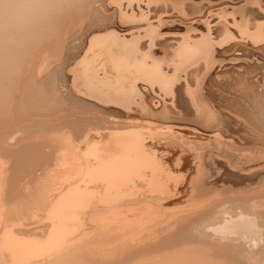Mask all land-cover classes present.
<instances>
[{
    "label": "bare ground",
    "instance_id": "1",
    "mask_svg": "<svg viewBox=\"0 0 264 264\" xmlns=\"http://www.w3.org/2000/svg\"><path fill=\"white\" fill-rule=\"evenodd\" d=\"M96 3L104 5L105 2L103 0H0V156L6 159V164L0 161V234L4 229L9 233L10 228L6 227L12 220L24 221L30 214L51 211L43 226L39 224L41 228L38 234L44 235L42 240L47 242L45 247H41L42 244L39 246L40 243L36 242L37 240L20 241L22 237L16 240L10 236L2 235L1 237L0 235L2 240L5 237L4 241H0V249L3 248L1 245L5 244V247L11 251L10 256L8 254L6 258L10 261L9 258L12 255L13 262L10 261L12 264H249L251 259L245 251L260 249L262 251L264 248V236H260L261 232L258 234V231L264 232V216L254 211L259 209L256 208L258 206L264 207L263 200L251 202L252 204L248 205L251 209H247L243 202L237 201L236 204L240 205V210L237 215H232L225 213V210L224 212L219 205L215 204V200L222 195L211 194L212 198L216 197L212 200L206 195L213 186L235 187L254 183L261 175H264V155L253 157L256 158L254 160L243 161L245 152L241 154L235 150L237 152L227 151L220 154L219 146L216 149L208 145L206 149L205 146L200 149L201 152H196L192 158L188 156L189 159L191 158L189 160L181 144L177 145L178 147H172V150H170L172 143H170V149L167 147L169 150L161 149L162 139L156 138V132L153 134L150 132L156 128L161 130L164 128L173 139L183 136L195 137L198 131L188 126H159V124L156 126L154 125L156 123L150 121L140 123L136 120L109 118L106 120L108 125L101 128L109 129V132L102 134L101 131L97 134L98 136H95L87 132V127L90 125L87 120L82 123H71L58 122L60 118H54L55 114L60 112L59 110L61 113L64 111L56 110L63 99L69 97L78 103L79 96H83L95 100L99 106L119 108L127 116L130 112L148 119H166L170 111L165 107L158 111L159 103H154L153 99L146 103L145 99L148 94L155 91L162 93L174 88L173 85L179 77L178 73L182 72L181 70L198 53L188 48H179L176 54L173 53L175 57L171 59L172 68L170 67L171 71L169 70L173 72L172 75L161 69L162 62L157 63L149 59L150 63L146 61L147 56L143 58L141 56L142 59L136 60L132 55L136 39L132 41L133 43L120 41L117 38L118 34L116 37L113 36V31H110L113 33L108 31L109 33L106 34L104 32V36L93 35L95 32L92 33V29H100L103 24L104 26L107 24L100 19V23H97L96 20L104 12H101L100 6L97 11L94 7ZM130 3H132L131 0ZM124 14L126 16V13ZM114 15L116 20L119 17L124 21L122 13L113 11L112 16ZM133 16L135 15L131 17ZM90 23L92 24L86 27V24ZM98 30L95 31L98 32ZM142 34L144 35L143 32ZM150 36L152 38V35ZM85 38L89 40V46L85 43L88 47L85 56L87 61L85 64L83 62L84 66L79 73H76L77 76L75 74L73 76L77 62L75 61V65L72 66L75 54H72L73 63L68 55L76 44L72 46L71 43L78 40L77 46L82 44L83 46L80 45V47L85 48V44L80 43ZM80 47L77 49L80 50ZM78 57H81L80 60L78 59L80 63L82 56L78 55ZM79 63L78 68L81 66ZM237 71L241 72L243 69ZM231 74L233 79L231 77L228 79L242 83L241 85L245 82L249 84L251 81L250 76L244 77L246 74H242L243 76ZM196 82L199 84L201 81ZM197 91L192 94L196 109L189 111L186 106H183L186 110H184L185 114L182 110L176 113L179 119L189 117L187 120L196 126L202 125L205 129L206 126L210 127V133H201L209 144L215 138L213 131L223 127V124L212 110L209 111L208 106L205 107L206 103L204 106L201 104L204 101L200 102L201 96ZM60 92L65 93L66 97ZM239 92L241 93V90ZM255 93H253L254 96ZM255 99L258 100L257 97ZM238 101L236 100V103ZM79 103L88 107L84 100ZM240 105L242 107V104ZM225 113L228 114V112ZM43 116L50 118L41 120ZM46 121L50 123H45ZM40 123H43L41 124L43 126H35ZM10 129L15 130L13 134H10ZM14 134L22 137V139L19 137L23 141L22 151L27 155L32 154L34 159H15L19 152L16 155L14 149L11 152L12 148L9 146L15 139ZM240 135L242 138V134ZM8 138L11 142L7 140ZM168 141L165 142H172ZM242 141L247 144L262 142L259 138L251 137ZM174 156H176L175 159ZM170 158L175 162H182L184 159L185 167L182 164V167L177 168L184 171V178L187 177L185 179L187 185L183 182L186 188L174 186V192L169 186L174 183L169 184L170 176L173 174L172 167H167L166 161L170 160L172 163ZM35 161L40 162V166H66L63 171L65 176L49 185L41 184L42 181L38 182L41 176L37 180L31 177L32 173L29 174L30 178L28 176V168L38 165ZM12 167L14 168L9 170ZM81 179L86 184L77 186ZM210 180L212 184L207 188ZM90 183L95 186L90 187ZM188 188H190V196L186 195ZM171 192L173 197L175 195L180 199L177 203H168L173 199V197L169 198L172 195ZM254 192L252 191L253 195ZM251 196L249 199L252 198ZM117 197L118 199L115 200ZM186 197L189 201L192 199V202L195 199L194 205L188 201L184 208L180 207L187 201ZM197 200L198 203H196ZM115 202L118 206L114 204ZM223 208L225 209L224 206ZM110 212L111 216H108ZM112 214L118 215L115 217ZM11 224H9L10 227L14 226ZM18 229L20 235L25 233V230L21 232ZM46 230L48 233L50 231L49 236L46 235ZM10 231L12 233L13 228ZM44 242L41 241V243ZM95 245L104 246V248L99 246L100 250H98ZM2 256L5 259V256ZM3 262L5 264L6 259Z\"/></svg>",
    "mask_w": 264,
    "mask_h": 264
},
{
    "label": "rangeland",
    "instance_id": "2",
    "mask_svg": "<svg viewBox=\"0 0 264 264\" xmlns=\"http://www.w3.org/2000/svg\"><path fill=\"white\" fill-rule=\"evenodd\" d=\"M131 1H132V3H130V0H118V1L117 0L116 1L115 0H112V1L107 0V2H106V0H103V2H105V3H103L104 5H102V4L100 5V3H96L94 5V7L97 9V11H99L98 8L100 6L101 12H104V14H105V15L100 14L101 18L99 16L98 20H96L97 23H100V21H99V19H100V20H102V22H104L105 24L107 23V24L105 25L106 26L105 27L104 24L102 23L103 25L102 24L101 25L103 27H100V29L98 28L99 30L97 28H94V29L91 28L93 30L91 32L92 33L95 32L93 35L100 34V35L104 36L103 35L104 32H105L104 34H106L108 31L109 32L113 31L115 33V31L117 30V32L115 34L113 32H110V33H113V36H115V37L118 34L117 38L120 41L124 40L126 42L129 41V42L133 43L132 41H134L136 39L135 43H134V45H135L134 48L136 50L134 49V51L132 53L134 58L136 60H139V59H142L143 57L147 56L146 61L147 60L149 61V59H150V61H155L157 63L162 62V63H160L161 69L163 71H165V73L166 72L168 73L171 71L170 70L171 62L175 57L174 54H176V52L178 51L179 48L180 49L188 48L190 50L192 49V51L194 50V51H196V53L198 51V53L194 56V58L190 62L191 65H189L190 64L189 63L187 66L184 67L188 71L185 70L186 71L185 72L184 68H183L181 70L182 72L178 73L179 77L177 75L178 79L175 81V83L173 85L174 88L170 89L167 92L162 91V93H164V94H162L161 91L160 92L155 91L156 94H155V92L148 94L147 99H145L146 103H148L150 101V99L151 100L153 99L154 103H159L158 111H161L164 107L168 111H170L169 115L167 117L168 119L167 118L166 119L164 118L162 120L161 119H159V120L158 119H156V120L148 119V118H144L143 116L136 115L134 113L131 114L130 112L128 113V116H127V114L123 113V110H119V108L108 107V106L105 107L102 105L99 106L98 104H96L97 102L95 100L89 99L88 97H83V96L80 97L79 96L81 101L84 100L87 103L88 107H86L84 105H81V103H79V102H81L80 99H79L78 103L77 102L75 103L69 97H66L65 93H61V92L60 93L62 95H65L66 99H63V101L61 103H59L56 110L63 109L64 111H62V113H61V110H59L60 112L56 113L58 115V117L55 114L54 118H60V119H58V122L63 121V122H71V123L72 122L82 123V122L87 120L90 122L89 123L90 125H88L89 127H87V132H89L90 134L92 133L91 135L95 134V136H98L97 134H99L101 131H102V134L109 132V129H106V130L101 129L102 126L108 125L106 120H109V118L110 119L111 118H116V119L121 118L124 120L129 119L131 121L136 120V121H139L140 123L143 121H150V122L156 123V124H154L156 126H157V124H159V126L160 125H163V126L164 125L165 126H168V125L169 126H172V125L188 126L190 128H194L198 131V134H196L195 137H189L188 138L186 136H183L182 138H174L173 139V138L169 137L168 131L164 128L162 129L163 131L161 130V128H156L154 130H151V131L149 130V131L152 134L156 132L155 133V136H157L156 138L164 140V142L161 140V142H162L161 145H163L161 149L165 148L164 150H166V149L169 150L170 149L169 146H171L170 143H172V145H173V146H171L170 150L175 148L177 145L179 146L181 144L182 145L181 147H183V149L185 150L184 154L187 153L186 158L188 156L192 158L194 155H196V152L197 153L201 152L200 149H203L204 146L206 149V147L208 145L209 146L212 145L213 147H216V149L219 146L221 149V150L219 149L220 154L225 153L227 151L237 152L235 150H238V152L241 154H244V152H245V154H244L245 160H243V161L254 160L256 158H253V157H256V156L262 157L264 155V87H261V86H264V83H263L264 82V0H149V1L148 0H141V1L140 0H131ZM142 1H143V3H142ZM118 3H120V5H118ZM126 4H128V5H126ZM121 5H123V7ZM134 5H135V7H134ZM138 5H139V7H138ZM104 6H107L106 8H108V9L105 10L106 8ZM124 6H126V7L124 8ZM118 7H120V8H118ZM121 8H123V9H121ZM109 9L112 11H110ZM125 10H127L128 13ZM113 11L114 12L117 11V13H122L124 21L122 20V18L120 20L119 17L117 18V20H118L117 21L115 18V15L112 16ZM132 11H134V12L131 13ZM124 13H126V16ZM129 13H131V14H129ZM132 15H135V16H133L134 18L131 17ZM143 17H144V19H141ZM125 18H126V20H125ZM134 19H136V20H134ZM96 21H94V22H96ZM106 21H108L109 24ZM114 21H116V22H114ZM125 21H126V23H125ZM128 21H130V22H128ZM91 24L92 23L86 24V27H89ZM118 24H119V26H118ZM126 24H128V25H126ZM107 25L109 27L111 25L112 28H115L116 26H118V27H116L113 30L112 28H108ZM129 25H130V27H129ZM143 25H144V27H143ZM94 27H96V26L94 25ZM140 27H142L144 29H142ZM103 28H104V31H103ZM128 28L130 29V31ZM109 29H111V30H109ZM126 29H127V31H126ZM132 29H133V31H132ZM151 29H153V30L151 31ZM95 30L96 31L98 30V32H96ZM134 30H136V31H134ZM145 31H146V33H148V35L145 33ZM135 32L139 33L140 36H139V34L137 35ZM142 32L144 33L145 36L142 34ZM90 33H89V35L91 36ZM132 34L133 35L135 34V36H137V37L133 36ZM89 35H88V37H89ZM128 35H130V36H128ZM150 35H152V38ZM141 36H143V37L141 38ZM121 37H123V38H121ZM86 39H88V38L84 39L85 42H84V40H82L83 42H80V43H83V44L88 43L87 46H89V40L87 41ZM142 39H144V40H142ZM137 40H139V41L141 40L142 42H138ZM74 42H72L71 44H72V46L76 44L75 45L76 49L74 46V48L70 50L71 54L68 55V58L72 62L73 55L75 54L74 59H73L74 63L72 62L73 64H71L72 66L75 65V61L77 62L76 63L77 68H75L76 70L72 73L73 76H74V74L76 75V73H79V71L83 68L82 67V66H84L83 62L85 64V61H87V57L85 58V56H86L87 51H88L87 50L88 47L86 46V44L84 45L85 48L80 47V45H82V44H79L78 46L80 47V50H78L79 49V47L77 46L78 40H76ZM147 42H149V43H147ZM151 43L153 46L151 45ZM153 43L155 44V47H154ZM148 44H150V45H148ZM138 45L142 46V48H140V46L138 48ZM72 46H70V47H72ZM190 46H192V47H190ZM81 49L85 50V51H83L84 54H83ZM138 49H140V50L137 51ZM72 52H74V53H72ZM141 52H142V54H141ZM149 52H151V53L153 52V53L151 54ZM148 53H149V55H148ZM150 54H151V57H150ZM78 55L82 56V61H80V63H79V60L81 57L79 58ZM141 56H142V58H141ZM197 57L199 58V60ZM193 61L196 63H194ZM149 62H147V63L150 64L151 62L150 63ZM192 62H193V64H192ZM78 63H79V65H81V66H79V68L77 65ZM188 66H189V68H186ZM85 68H86V66H85ZM238 69H243V71L238 72L237 71ZM166 70H168V71H166ZM185 73H187V74H185ZM231 73H234L235 75L239 74L241 76L246 74V75H244V77L246 76V78L247 77L249 78V76H250L251 81H249V82L251 84L250 83L248 84L247 82H245L246 84L243 83V85H241L242 83L239 84L235 80H230L231 78L233 79V75ZM172 74H173V72L172 73L170 72L169 75H172ZM219 76H220V78H219ZM70 77H72V75ZM215 77H217V78H215ZM222 77H223V79H222ZM229 77H231V78L228 79ZM196 81H201L200 82L201 85H200V83L197 84ZM176 82H178V83H176ZM261 84H263V85H261ZM239 85H241V86H239ZM249 85H251V86H249ZM197 86H199V88H195ZM245 86L246 87L249 86L250 88L249 87L246 88ZM254 87H256V88L254 89ZM224 88L225 89L227 88L228 90L226 89L227 90L226 91ZM234 88H237V89L233 90ZM174 89H175V92H174ZM176 90H178V91L176 92ZM194 90H196V91L200 90L199 91L200 93L198 91H197V93L201 96L200 102L202 100L204 101V102H201V104L204 106L205 105L204 103H206L205 107L207 108V106H208L209 111L211 112V110H212V113L214 112L215 116L217 115L218 117L217 116L216 117L223 124V127L218 128L215 131H213V133H215V138L213 140H211V142H209V144H207L208 141L206 142L205 136L202 135L201 133H204V134L210 133L211 132L209 129L210 127L206 126V129H205V126H202V125L199 126L197 124V126H196V124H192L191 122H189L190 120H187V119H189V117H186V118L184 117V119L183 118L179 119V115L176 113L177 111H181V110L183 112L185 110V109H183L184 108L183 106H186L189 111L190 110L194 111V109H196V106L194 105V101L192 99V94L196 93V91H194ZM240 90H241V93L239 92ZM253 90H255V91H253ZM235 91H237L238 93ZM247 91H249V92H247ZM172 92L175 94H173ZM242 92H243V94H242ZM234 93H236V94H234ZM251 93L253 96L251 95ZM253 93H255V96ZM238 94L239 95L241 94V95L239 96ZM242 95H243V97H242ZM174 96L176 98H174ZM236 96L239 97L240 100ZM256 97L258 98V100L255 99ZM67 98H68V100H67ZM234 100H235V102H234ZM236 100L237 101L239 100L238 102L240 104H242V107L240 104H238V102L236 103ZM229 101H231V102L229 103ZM233 104H235V105H233ZM185 111H184V114H185ZM225 112H228V114ZM58 113H60V115ZM225 114H227V115H225ZM49 118L50 117L43 116V117H41V120H43V119L49 120ZM61 119H63V120H61ZM185 119L187 121H185ZM45 123L49 124L50 122L46 121ZM41 124H43V123L35 124V126L41 127V126H43ZM236 126H239V127H236ZM238 128L239 129L241 128V129L239 130ZM97 129H98V131H97ZM88 130H90V131H88ZM14 131L15 130L10 129V134H13ZM240 134H242V138H240L241 137ZM14 136H15V139H13L12 137H9L10 139L11 138L13 139L12 142L9 138L7 139L9 142H11L10 144L8 141L7 142L9 144V146H11L10 148H12L11 152H13V149H14V153L16 152V155L19 152L18 155L15 157V159L16 160H18L20 158L32 159L33 158L32 154L27 155L21 149V144L23 143V141L19 139V137H21V136L17 135V134H14ZM16 137H17V139H16ZM248 137L249 138L251 137L252 139L259 138L262 142H260L258 144L243 143L244 141H242V140H244L245 138L247 139ZM21 139H22V137H21ZM166 140L167 141L169 140L172 142L168 141L169 143H167V142H165ZM166 143L168 145H166ZM173 143L174 144L176 143V145H174ZM238 143H240V144H238ZM167 147H169V149ZM19 148H20V150H19ZM248 153H250V155ZM253 154L255 156H253ZM258 154H260V155H258ZM189 157H188V159H189ZM175 158H176V156H174V159ZM174 159H171L172 163L170 162V160H166L168 163L167 167H170V168L172 167L171 170H172L173 174H171V176L174 177V179H172L173 177L170 176L171 179H169V184H171L170 182H174L173 184H171L172 186L169 185L170 190H172V191L175 189L174 186L178 187V185H179V188H181L182 186L183 187L185 186L184 184L187 185V182H185L186 181L185 179L187 177L184 178V171L177 168V167H182V164L184 163V159L182 160V162L181 161L175 162ZM5 160H6L5 157L0 156V161L5 163ZM11 163H12V161H11ZM35 163H36V161H35ZM36 164H38L36 167L28 168V176L30 178V175H31L32 178L34 177V179L37 180L38 177H40V176L42 177L45 174L44 177H42V178L40 177L38 179V182H39V180L42 181L41 184H44V185L48 184L49 185L50 183H54L58 179H61L62 177L65 176L63 171H65L64 167H66V166H46V165L40 166V162H38ZM174 167H176L178 170ZM184 167H185V165H184ZM8 168H10V167H8ZM13 168L14 167H12L9 170H12ZM192 168L194 169L195 167H192ZM193 169H192V171L194 173ZM30 173H32V174H30ZM28 176H26V178H28ZM261 177H263V178H261ZM84 178H86V177H84ZM87 179L89 180L88 177H87ZM64 180H66V179H64ZM91 180L92 179H90V181ZM172 180H174V181H172ZM82 181H80L79 183L77 182L78 184H76V185L81 186V185L86 184L84 181L83 182ZM183 182H184V184H183ZM25 183H24V185H25ZM254 183L250 182L249 184H247L245 186L243 185V186H235V187L234 186L233 187L232 186H222V187L221 186L220 187H218V186L214 187L213 186V188H211L210 191L207 192L206 197L208 196L209 198L208 197L207 198L212 200V199H215L216 197L212 198L213 196L211 197V194L214 196L215 195L216 196L222 195V196H220L221 199L218 197L220 199V201L218 198H217L218 202H217V199L215 200V202H216L215 204L219 205L223 209V211L225 210L226 211V212L224 211L225 213L237 215V213L240 210V205L236 204L237 201L243 202L244 206L247 207V209H249V208L251 209V207L248 205L252 204L251 202H254L255 200H256V202H260L262 200H263L262 202H264V198H263L264 197V187H262V185H264V175H261L260 178H258ZM90 184H89L90 187L95 186V184H92V183H90ZM208 184L209 185L207 188H209L210 185L212 184L211 180L208 181ZM172 187H174V188L171 189ZM185 188H186V186H185ZM258 189H259V191H258ZM189 191H190V188H188L187 192H189ZM239 191H240V193H239ZM249 191H250V193H249ZM252 191L253 192L256 191V192H254V195L252 194ZM187 192H186V195L190 196V192L188 194H187ZM215 192L216 193L218 192V193L213 194ZM231 193L233 195L230 196ZM171 194L172 195L169 198L172 199L173 193L171 192ZM238 194H239V196H236ZM247 194H249V196H247ZM223 195H225L224 198H223ZM250 196L252 198L249 199ZM186 198H185V200H187V201L183 202V204H181L180 207L184 208L185 207L184 205H187L185 203H187L189 201V198L188 197H186ZM117 199H118V197L115 198V200H117ZM178 199L179 198L177 196L175 197V195H174L172 200L168 199L169 200L168 203H170V202H171V204H172V202L177 203ZM191 200L189 201V203L192 202ZM194 200L195 199H193V202L191 203L192 205H194L193 204L195 202ZM196 203H198V200L196 201ZM114 204H117V202H115ZM225 205L226 206L229 205V206L226 208ZM117 206H118V204H117ZM117 206L113 205V207L118 208ZM223 206L225 207V209L223 208ZM256 208H259V209H257L258 211L256 209L255 210L253 209L255 211V213H257L261 216H264V211H263L264 207L260 208L258 206ZM50 212H51L50 210L48 213H44V211H39V212H36V214H30V212H29V214H30V215H28L29 217L27 216V218L24 221L19 220V222H18V219H16L17 221H13V220L11 221V222H14V224L13 223L11 224V222L8 223L7 224L8 227H6V228H10L9 233H8V231L7 232L5 231L6 229H4V231L0 235H1V237H2V235H4L5 237L10 236L16 240H18V238L22 237L21 239H19L20 241H36L37 240L36 242L40 243L39 246H41V244H42L41 247H45V245H47L46 244L47 242H44V240H42V239H44L43 238L44 235L42 236V235H39L38 233H40L39 230H40L41 226H43L42 224L44 222H46V220H48V217L51 214ZM113 213H117V212H113ZM45 214H46V216H45ZM109 215L111 216V212H110V214H108V216ZM117 215L112 214V216H115V217ZM45 217H47V218L45 219ZM44 219H45V221H43ZM15 222H17V223H15ZM20 222H22L23 225ZM40 222H42V223H40ZM9 224H11V226L14 225L15 227L14 226L10 227ZM35 225L36 226L39 225V226L33 227ZM11 228H13L12 233L10 231ZM14 228H16V229H14ZM18 228H21V229H18ZM17 229L21 232L23 230H25V233L20 235L18 233ZM258 232H259L258 234H260V232L262 233V234H260V236L261 235L264 236V232H262V230L258 231ZM45 233L47 236H49L48 234H50V231L48 233V230H46ZM253 234L255 236H259L258 234L256 235V233H253ZM18 236H20V237H18ZM5 237L3 238V240H2V238H0V241H4ZM23 238H24V240H23ZM25 238H26V240H25ZM41 241H43L44 243H41ZM3 243H5V242H3ZM1 246H3V248L1 247V249H0V253H1L0 254L1 255L0 264H4L3 261H5V259H6L5 264H10L11 263L10 261L13 258L12 255H11V258H9L10 261L6 257L8 254H9L8 256H10L11 251L5 247V244H3ZM96 247H97V245H95V248ZM98 247H97V249L100 250L99 248L101 246L99 248ZM102 247L104 248V246H102ZM4 248H5V250H3ZM5 251H6V254H4ZM7 252H9V253H7ZM245 252L246 253L248 252L247 254L246 253L245 254L248 255V258L250 257L249 259L252 260V261L250 260L249 264L250 263L251 264H263L264 263L263 262L264 261V256H263L264 255L263 254L264 248L262 249V251L260 249V250H250V251L248 250ZM2 255L5 256V259L3 258ZM258 257H259V259L257 260ZM255 260H257V261H255ZM8 261H9V263H7ZM12 262H13V260H12ZM257 262H259V263H257Z\"/></svg>",
    "mask_w": 264,
    "mask_h": 264
}]
</instances>
